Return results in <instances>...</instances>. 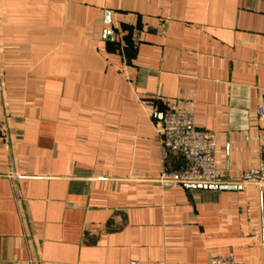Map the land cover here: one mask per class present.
<instances>
[{"label":"crops","instance_id":"crops-1","mask_svg":"<svg viewBox=\"0 0 264 264\" xmlns=\"http://www.w3.org/2000/svg\"><path fill=\"white\" fill-rule=\"evenodd\" d=\"M169 102L264 161V0H0V264H264V186L157 181Z\"/></svg>","mask_w":264,"mask_h":264},{"label":"built area","instance_id":"built-area-1","mask_svg":"<svg viewBox=\"0 0 264 264\" xmlns=\"http://www.w3.org/2000/svg\"><path fill=\"white\" fill-rule=\"evenodd\" d=\"M162 114L160 144L165 156H172L182 163L176 169H164L157 181L162 186H224L236 183L245 186H264V161L258 167L248 168L239 182L228 181L221 175L216 158L218 141L216 137L195 126L194 115L176 104H165ZM258 116L263 120L260 142L264 149V108ZM1 177V175H0ZM11 178V177H10ZM132 264H147L137 263ZM207 264H239L231 257H211Z\"/></svg>","mask_w":264,"mask_h":264},{"label":"water","instance_id":"water-1","mask_svg":"<svg viewBox=\"0 0 264 264\" xmlns=\"http://www.w3.org/2000/svg\"><path fill=\"white\" fill-rule=\"evenodd\" d=\"M189 187L198 188V189L211 188V189L223 190V191H225V190H241L242 189L241 186H234V185H224V186L189 185Z\"/></svg>","mask_w":264,"mask_h":264}]
</instances>
